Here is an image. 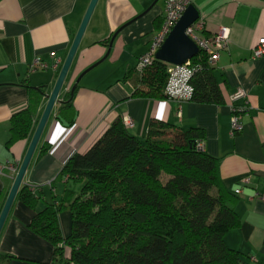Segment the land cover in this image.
<instances>
[{
  "label": "crops",
  "instance_id": "1",
  "mask_svg": "<svg viewBox=\"0 0 264 264\" xmlns=\"http://www.w3.org/2000/svg\"><path fill=\"white\" fill-rule=\"evenodd\" d=\"M89 1L0 0V164L18 167L21 162L30 139L7 148L10 118L27 106V86L44 87V93L51 90L60 69L51 66L57 60L62 64ZM154 1H97L59 96L62 99L82 73L73 92L74 128L57 146V141L48 142L56 121L70 126L56 118L60 103H55L21 185L41 190L36 210L42 209L53 196L58 198L65 187L72 186L64 180L50 186L65 160L73 152L87 151L123 116L132 120L129 131L141 140L152 119L182 130L198 127L204 133V151L219 159L225 189L237 196L234 210L240 225L225 233L224 242L239 252L245 264H264V56H251L252 47L264 38V0H187L203 21L204 35L221 28L228 31L226 48L214 66L224 96L220 105L131 97L133 85L121 77L135 67L161 25L165 0ZM35 58L48 67L31 70ZM237 89L246 92L247 108L241 117L242 129L231 136L229 98ZM15 173L7 167L0 170V200H5ZM244 178L248 182L244 183ZM64 210L58 213V221L66 237L71 215ZM34 213L15 197L0 231V254L13 256L8 264L60 263L53 245L28 228Z\"/></svg>",
  "mask_w": 264,
  "mask_h": 264
},
{
  "label": "trees",
  "instance_id": "2",
  "mask_svg": "<svg viewBox=\"0 0 264 264\" xmlns=\"http://www.w3.org/2000/svg\"><path fill=\"white\" fill-rule=\"evenodd\" d=\"M190 61L197 70L188 100L223 104L206 56ZM135 67L121 77L132 83L131 97L166 99L167 64L154 58L140 71ZM27 87V106L9 121L7 148L28 141L37 122L44 87ZM72 101L66 91L56 115L67 125L74 123ZM203 138L201 128L152 119L141 140L117 118L87 151L65 160L50 186L62 180L72 186L58 198L36 210L41 190L19 187L16 199L35 210L28 228L53 245L59 264H245L224 242L225 233L240 225L237 196L222 183L219 159L196 147ZM64 209L71 215L66 237L58 221ZM12 258L0 254V264Z\"/></svg>",
  "mask_w": 264,
  "mask_h": 264
},
{
  "label": "built area",
  "instance_id": "3",
  "mask_svg": "<svg viewBox=\"0 0 264 264\" xmlns=\"http://www.w3.org/2000/svg\"><path fill=\"white\" fill-rule=\"evenodd\" d=\"M187 5V0H165L164 15L161 25L154 34L147 51L138 57L135 67L137 71H140L147 65L151 64L155 58V51L161 45ZM185 33L197 45V54L202 53L205 55L210 66L214 67L219 59L220 52L226 48L228 42L227 29L221 28L217 33L206 36L203 34V21L201 19H197L188 28H186ZM251 56L253 58L264 56V38L260 39L258 43L252 47ZM60 66V60H57L51 67L53 69H58ZM29 67L31 70L46 69L48 64L38 58H35L30 63ZM196 70L197 65L193 64L190 59L180 65L167 63V81L164 87V92L167 98L177 101L188 100L192 93V87L189 82ZM245 98L246 92L243 89H237L232 95H230L231 136L235 135L242 129L241 117L247 108L245 105L246 101H244ZM122 121L126 127H133V122L128 116H123ZM73 128L74 124L69 127H65L56 121L48 142L54 144L57 141V146L65 139ZM53 136H55V138H53ZM196 147L200 150H204L203 141L197 142ZM54 149L55 146L52 148L51 152ZM4 167H7L13 173L17 170V165L9 163L0 164V170ZM242 181L246 183L248 182V178H244ZM236 192H239V190H236Z\"/></svg>",
  "mask_w": 264,
  "mask_h": 264
},
{
  "label": "water",
  "instance_id": "4",
  "mask_svg": "<svg viewBox=\"0 0 264 264\" xmlns=\"http://www.w3.org/2000/svg\"><path fill=\"white\" fill-rule=\"evenodd\" d=\"M97 1L98 0L89 1L87 8L84 12V15L81 19V22L78 26V29L73 36L69 49L57 73L53 86L48 93L43 94V98L46 99L45 104L37 120V123L34 127L33 133L28 142L23 158L17 167L15 176L13 178V182L10 186V189L0 209V231L8 215V212L11 208V205L16 197L17 191L22 183V179L25 174V171L37 147L39 139L44 131V128L49 119L53 106L55 103L62 102V99L59 98L61 89L64 85L66 76L68 74L69 68L76 54L81 37L86 29V26L88 24V21L95 8ZM156 1L157 0H155L154 2ZM198 18H199L198 11L195 9V7L192 4H188L185 10L183 11V13L181 14V16L178 18L176 23L173 25V27L171 28V30L163 40V42L161 43V45L155 51V58L157 60L165 62L166 64L168 63V64L180 65L185 63L192 57H194L198 53V47L193 42V40H191L186 35L185 30ZM114 37H115V33L110 38L108 44V50L111 47ZM106 55L107 53L99 61L94 63V65L101 62L106 57ZM94 65L87 68L86 71L92 68ZM81 74L77 77V79L69 89L71 95L73 94L74 89L76 88V85L78 83Z\"/></svg>",
  "mask_w": 264,
  "mask_h": 264
},
{
  "label": "rangeland",
  "instance_id": "5",
  "mask_svg": "<svg viewBox=\"0 0 264 264\" xmlns=\"http://www.w3.org/2000/svg\"><path fill=\"white\" fill-rule=\"evenodd\" d=\"M62 211H63V210H62ZM64 211H65V212H67V210H66V209H65ZM60 212H61V211H60Z\"/></svg>",
  "mask_w": 264,
  "mask_h": 264
}]
</instances>
